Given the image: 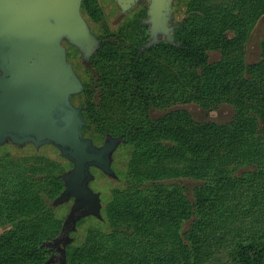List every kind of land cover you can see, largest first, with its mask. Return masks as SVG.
<instances>
[{
	"label": "trees",
	"instance_id": "16d2710c",
	"mask_svg": "<svg viewBox=\"0 0 264 264\" xmlns=\"http://www.w3.org/2000/svg\"><path fill=\"white\" fill-rule=\"evenodd\" d=\"M82 1L81 7L89 3ZM254 3L235 0L245 7ZM199 4L190 19L175 30L177 45L163 41L146 51L155 55L162 49L178 62L189 101L209 111L227 103L234 110L232 119L226 124L196 123L186 110H176L150 124L148 133H156L154 137L129 123L116 134L131 145L136 163L143 166L135 170V178L166 177L176 170L170 164L185 165L186 176L197 183L192 201L186 191L183 195L186 189L177 185H154L150 191H139V185L128 188L131 193H121L123 198L106 212L113 227L108 237L116 241L91 233V240L83 247L66 246V264H124L122 256L135 264H209L219 262L221 255L229 264H264V40L262 59L254 64L243 65L242 57L224 47L217 62H210L206 54L207 38L215 36L220 27L234 32L231 39L223 40L225 47H241L246 23L264 12V3H259L254 15V9L249 14L248 9ZM100 45L96 55L108 50L104 43ZM154 64V59L135 54L128 67L135 93L145 104L151 100L145 87L151 71L157 69ZM158 135L166 137L169 144L159 143ZM50 179L56 181L50 196L53 200L64 184L58 175ZM23 184L17 189L28 185ZM141 193L148 195L142 197ZM164 195L166 199H161ZM1 196L0 225H10L11 229L0 235V264H59L47 262L54 252L42 246L59 234L61 221H52L51 216L54 205L24 194H14L7 202ZM35 208L40 215L31 220L36 221V229L27 239L19 225ZM123 217L130 218L132 227ZM182 223L188 225L179 235ZM150 224L164 234L152 233ZM138 251L142 253L136 255Z\"/></svg>",
	"mask_w": 264,
	"mask_h": 264
},
{
	"label": "rangeland",
	"instance_id": "374dc122",
	"mask_svg": "<svg viewBox=\"0 0 264 264\" xmlns=\"http://www.w3.org/2000/svg\"><path fill=\"white\" fill-rule=\"evenodd\" d=\"M87 1L89 3L81 7V14L91 32L99 39L100 44L104 43L107 46L108 50L96 55L101 47L100 45L90 60L85 61L77 48L66 41H63L62 45L65 47L67 61L72 65L73 70L83 84V90L73 95L71 102L75 106L82 107L83 112H85V124L82 133L86 138L91 139L95 146H102L107 136L116 135L126 123L134 124L138 129L148 133L152 129L150 124L170 111L186 110L196 123L226 124L232 119L234 110L227 103H222L217 108L209 111L201 109L197 104L189 101L184 92L187 88L183 80V69L177 61L164 53L162 49L155 55L146 51V48L141 50L142 46L149 41V26L145 22L148 18L149 0H140L135 7L125 12H122L113 0ZM260 2L264 3V0H255L254 6L245 7L235 4V0H173L169 23L174 28L172 37L175 30L185 20L190 19L193 10L201 6L199 3L207 7L228 8L230 10L235 9V11L240 8L248 9L249 14L251 9H254L251 13L254 15V11L259 9ZM246 26L247 28L244 30L245 42L241 47L236 48L232 46L225 47L223 41L226 38H232V35H234L232 29L222 30L223 27L216 29V35L207 38L206 42V54L209 61L217 62L220 60L222 47L225 51L232 50V54L242 57L243 65L260 61L262 59L261 42L264 40V12L259 14L256 19H251L249 24L246 23ZM160 39L157 44L165 41L163 37ZM110 48L111 52H109ZM135 54L154 59L155 64L153 66L157 67V69L151 71L150 83L145 87L148 89V96L151 99L147 107L146 104L148 103L145 104L136 95L135 86L128 74L130 61ZM262 78V87H264V74ZM152 96H155L154 100ZM148 134L152 137L157 135L154 132ZM119 136L122 137V141L111 157V168L115 173V177H110L96 168H90L93 179L89 183V188L100 195V218L90 215L76 223L75 230L69 234L71 238L69 244L74 248H80L88 244L91 240L88 235L91 233H100L103 240L116 241L115 238L108 237L113 227L112 221L107 217L106 212L118 198H123L121 193L126 195L131 193V190H127L128 188L139 185V191L145 189L150 191L154 185H177L186 189L183 195L187 192L190 200L193 199L192 189L197 183L186 176L187 171L184 172L185 165L183 164L179 165L176 162L170 164V167H175L176 170L166 177L161 175L158 178L147 180L140 176L135 178L133 173L137 169H143V166L136 163L138 160L132 154L131 145L125 143L122 135L119 134L113 137ZM157 138L159 143L169 144L166 137L164 139L162 135H158ZM71 168L72 164L62 158L59 151L52 145L35 148L30 143L18 146L7 142L0 146V196L1 193L7 194L6 196L2 195L1 199L7 202L14 194H24L37 200L41 197L48 205L53 206V200L61 192L53 200L50 199L56 188V181L50 178L56 175L61 178V175ZM25 182L28 183L27 187L17 189L23 186ZM43 186L45 187L44 192L41 193L40 189ZM147 195L148 193H141L140 196L146 197ZM161 197V199H166L165 195ZM174 197L177 198V196ZM72 202L73 200H70L65 204L54 206L51 213L52 221H61L58 236L61 233L63 222L70 211ZM39 215L36 208L28 211L25 222L19 225V231L27 239L31 238L34 229H36V221L31 220L35 216L39 217ZM122 219L126 222V225L132 227L133 222L130 221L129 217H123ZM120 224L123 229L126 228L125 224ZM187 225V223L181 224L178 229L179 235L185 231ZM151 226L152 224H150ZM10 229V225H0V235ZM151 232L164 234V231L159 230L157 226H152ZM43 244L42 246L45 247ZM53 252L49 259L54 256L58 257V253L54 250ZM138 253L142 252L138 251L136 255ZM131 257L133 258V254H131ZM122 258L124 264L136 263L134 260L124 258V256ZM209 264L229 263L227 257L221 255L219 262Z\"/></svg>",
	"mask_w": 264,
	"mask_h": 264
},
{
	"label": "water",
	"instance_id": "95a60500",
	"mask_svg": "<svg viewBox=\"0 0 264 264\" xmlns=\"http://www.w3.org/2000/svg\"><path fill=\"white\" fill-rule=\"evenodd\" d=\"M122 12L139 0H114ZM173 0H149L146 24L150 48L163 37L177 45L170 26ZM82 0H0V146L10 142L35 148L52 145L72 164L61 175L64 189L54 206L73 200L60 235L44 243L58 253L48 263L66 264V246L76 223L100 218V195L89 188L90 168L115 177L111 157L122 137L107 136L97 147L82 133V107L71 97L83 84L67 61L66 41L89 61L100 47L81 14Z\"/></svg>",
	"mask_w": 264,
	"mask_h": 264
},
{
	"label": "flooded vegetation",
	"instance_id": "af4514ba",
	"mask_svg": "<svg viewBox=\"0 0 264 264\" xmlns=\"http://www.w3.org/2000/svg\"><path fill=\"white\" fill-rule=\"evenodd\" d=\"M113 1H114V0H113ZM139 1H140V0H139ZM139 1H138V2H139ZM114 2H115V1H114ZM138 2H137V3H138ZM115 3H116V2H115ZM137 3H136V4H137ZM136 4H135V5H136ZM116 5H117V3H116ZM135 5H134L133 7H135ZM117 6H118V5H117ZM118 7H119V6H118ZM133 7H132V8H133ZM132 8H131V9H132ZM127 11H128V10H127Z\"/></svg>",
	"mask_w": 264,
	"mask_h": 264
}]
</instances>
